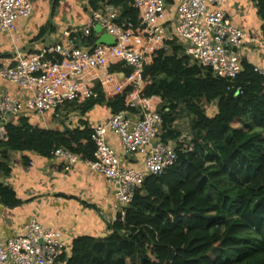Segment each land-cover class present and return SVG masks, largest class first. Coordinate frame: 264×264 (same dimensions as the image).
<instances>
[{
  "label": "trees",
  "instance_id": "16d2710c",
  "mask_svg": "<svg viewBox=\"0 0 264 264\" xmlns=\"http://www.w3.org/2000/svg\"><path fill=\"white\" fill-rule=\"evenodd\" d=\"M90 1L94 11L101 5L121 8V24L139 22L133 0ZM256 1L264 22V0ZM80 42L94 47V31ZM169 45L171 54L158 51L145 68L142 96L159 97L165 104L159 111L164 142L180 136L173 128L179 104L193 117V140L180 146L173 167L146 179L126 215L118 214L109 225L108 236L76 238L57 264H264V75L243 60L230 89L228 82L191 67ZM109 72L131 74L122 65ZM95 92L97 98L68 103L66 109L86 114L106 103L113 115L127 110L124 96L107 99L100 84ZM214 103L217 114L209 116L204 105ZM7 131L8 142H0V172L6 177L12 171L5 162L11 153L51 159L65 149L94 160L96 146L88 128L44 130L24 119L9 124ZM0 202L11 209L21 205L16 192L3 184Z\"/></svg>",
  "mask_w": 264,
  "mask_h": 264
},
{
  "label": "built area",
  "instance_id": "2783aa9c",
  "mask_svg": "<svg viewBox=\"0 0 264 264\" xmlns=\"http://www.w3.org/2000/svg\"><path fill=\"white\" fill-rule=\"evenodd\" d=\"M36 0H0V35H13L17 23L33 16ZM226 0H179L176 8L175 35L169 32V0H133L132 7L139 13V22L120 23V9L101 5L92 11L85 26L76 33L78 38H90L96 27L111 36L112 46L96 44L79 48L73 33L65 34L67 45L53 44L39 53L17 52L0 69L2 79L31 95L24 100L0 95V142H8L7 126L14 118L44 116L62 112L68 103H84L97 98V80L111 84L110 68L122 65L131 70L125 85L115 88L116 96H124L127 110L112 115L104 124L92 129L91 139L96 146L94 160H83L69 150L58 149L53 157L71 166L84 164L103 175L116 188V201L124 217L136 193L150 176H158L173 167L178 160V149L189 141L162 140L163 118L154 110L148 98L142 96L147 83L145 68L155 54L167 51L168 43L178 42L191 67L203 75L221 79L234 88L243 70L242 49L248 35L236 27L225 13ZM105 72V78L98 75ZM264 75L263 70L255 69ZM132 87L131 91L128 89ZM241 94L237 90L236 95ZM135 112L129 115V112ZM114 134L126 154L145 155V170L123 167L116 152L108 145L107 136ZM70 252L62 232L46 228L32 218L21 235L0 241V264H57Z\"/></svg>",
  "mask_w": 264,
  "mask_h": 264
},
{
  "label": "crops",
  "instance_id": "0c3cea01",
  "mask_svg": "<svg viewBox=\"0 0 264 264\" xmlns=\"http://www.w3.org/2000/svg\"><path fill=\"white\" fill-rule=\"evenodd\" d=\"M178 3L179 0H169L167 25L173 35ZM119 9L121 13V8ZM224 10L233 24L248 35L249 42L241 52L243 60L264 71V22L259 16L257 1L226 0ZM92 11L90 0H36L31 18L20 20L13 35H0V69L17 52L24 55L35 54L49 45H67L65 34L68 32L73 33L77 47L85 48L76 33L85 26ZM95 29L94 35L98 42L104 33L96 32ZM171 43L178 48V56L184 57L179 43ZM171 43H168V54L173 52L169 45ZM98 75L105 78L104 71H99ZM112 75L114 81L109 85L103 86L101 80L95 82L96 85L100 84L107 99L116 96V86L125 85V74ZM0 95L24 100L31 94L0 76ZM149 102L157 112L165 105L159 97H152ZM184 110L191 116L182 104L178 105L173 126L178 132L176 123L183 117ZM134 113L131 111L129 115ZM112 115L105 103L86 114L70 111L65 107L62 112H50L44 116L14 118L11 124L19 125L21 120L26 119L32 126L44 130L70 132L85 128L92 130L106 123ZM191 119L193 122L192 116ZM193 137L191 135L187 139L180 132L175 141H192ZM107 142L120 158L123 167L145 170V155L129 157L119 139L112 133L108 134ZM2 162L0 154V164ZM5 162L12 171L9 177L0 172V184L12 188L21 205L11 209L0 202V241L21 235L25 225L34 217L46 228L60 230L63 241L69 248L80 236L104 238L109 235V225L115 221L121 209L116 201L115 186L103 175L93 172L84 164L71 166L66 171V162L63 160L54 157L47 159L33 153H11Z\"/></svg>",
  "mask_w": 264,
  "mask_h": 264
},
{
  "label": "rangeland",
  "instance_id": "374dc122",
  "mask_svg": "<svg viewBox=\"0 0 264 264\" xmlns=\"http://www.w3.org/2000/svg\"><path fill=\"white\" fill-rule=\"evenodd\" d=\"M69 2V1H67ZM205 109H206V113L209 116H214L217 110V105L216 103L212 104V105H204ZM185 111V110H184ZM182 112V116L179 119V122L176 123V129H178L180 132H182L186 138H190V136L194 135V132L192 130V119L191 116L187 115L186 111ZM236 128H239L238 125L235 126Z\"/></svg>",
  "mask_w": 264,
  "mask_h": 264
},
{
  "label": "water",
  "instance_id": "95a60500",
  "mask_svg": "<svg viewBox=\"0 0 264 264\" xmlns=\"http://www.w3.org/2000/svg\"><path fill=\"white\" fill-rule=\"evenodd\" d=\"M96 32L102 33L101 28L96 27L95 29ZM98 45H108V46H112L115 44L114 39L109 36L108 34H102V36L100 37V39L97 42Z\"/></svg>",
  "mask_w": 264,
  "mask_h": 264
}]
</instances>
